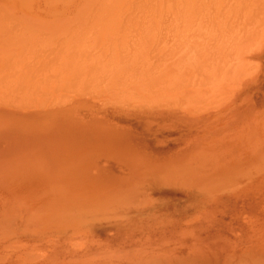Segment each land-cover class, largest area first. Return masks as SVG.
I'll return each instance as SVG.
<instances>
[{"label":"rangeland","instance_id":"374dc122","mask_svg":"<svg viewBox=\"0 0 264 264\" xmlns=\"http://www.w3.org/2000/svg\"><path fill=\"white\" fill-rule=\"evenodd\" d=\"M251 2L0 0V264L264 258ZM237 11L261 23L234 73L212 33Z\"/></svg>","mask_w":264,"mask_h":264},{"label":"bare ground","instance_id":"6f19581e","mask_svg":"<svg viewBox=\"0 0 264 264\" xmlns=\"http://www.w3.org/2000/svg\"><path fill=\"white\" fill-rule=\"evenodd\" d=\"M234 1L235 3L238 2V0ZM257 1L258 0H256V2ZM246 2V7L253 6L251 0H246ZM151 4L154 3L150 2V5ZM155 5L156 4H154V6ZM243 5L238 3L235 7H244ZM156 7L159 6L156 5ZM237 13L232 14L230 18H228V21H219L217 24V30L212 33V38L215 41L214 52L216 59L219 60L223 57H233L236 61V66L233 70L234 73L237 72L238 67L244 66L246 61L250 59V55L253 52L252 45L256 42V38H258L257 27L261 23L260 19L257 20L252 18L253 15L250 12L242 11L239 13V11H237ZM260 260L262 261L260 262ZM260 260L254 261L253 264H264V258Z\"/></svg>","mask_w":264,"mask_h":264}]
</instances>
